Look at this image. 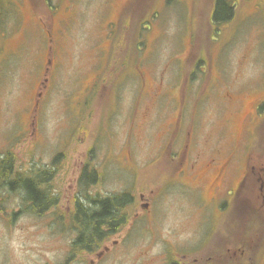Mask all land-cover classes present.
<instances>
[{
    "label": "rangeland",
    "instance_id": "obj_1",
    "mask_svg": "<svg viewBox=\"0 0 264 264\" xmlns=\"http://www.w3.org/2000/svg\"><path fill=\"white\" fill-rule=\"evenodd\" d=\"M217 1L3 0L0 157L11 152L23 175L47 171L60 197L40 216L15 193L1 197L5 264L68 253L65 195L79 194L84 167L100 175L89 196L162 187L158 224L149 217L124 229L134 250L150 239L152 251L168 238L181 246L197 231L198 198L180 180L206 198V158L233 157L227 179L237 183L244 155L264 148V0H235L229 20L214 17L228 14L215 15ZM175 126L191 130L187 156L200 160L174 182L183 167L171 158L180 151ZM26 250L37 257L24 263Z\"/></svg>",
    "mask_w": 264,
    "mask_h": 264
},
{
    "label": "flooded vegetation",
    "instance_id": "obj_2",
    "mask_svg": "<svg viewBox=\"0 0 264 264\" xmlns=\"http://www.w3.org/2000/svg\"><path fill=\"white\" fill-rule=\"evenodd\" d=\"M179 127L175 126L171 134L174 140L179 134L180 151L171 158L183 167L174 174L177 177L175 180L172 179L174 182L179 181L178 177L181 175L179 173L184 172L188 166L194 169L200 160L199 152L194 155V158L187 156L191 130L189 129L183 136V130ZM232 158L228 156L220 162L217 156H211L204 161L205 166L213 173V180L209 181L206 198L199 184L192 187L180 180L181 185L198 198V204L196 203V207L193 208L195 215L193 221L196 220L199 223V228L194 233L188 234L190 238L184 239L181 246L174 244L168 238L164 241V247L155 251H152V247L157 240L150 239L147 242L142 240L138 249L134 250L132 246L134 233L130 232L127 235L123 232L133 222L135 224L133 228L140 227V224L145 221L149 222V217H153L158 224V220L164 216V210L156 206V200L162 196L158 193L162 188L159 185L153 186L148 192L141 191L137 196L132 192H123L125 201L120 206L118 225L107 231L102 227L103 233L95 236L97 239L92 243L78 241L80 237L84 240L80 215L88 213L91 206L98 204V201L113 196L99 194L89 196V185L98 182L100 175L95 169L84 167L79 176V194L75 197L67 192L65 195L66 209L69 213L66 224H69L72 230L71 233L66 234L68 253L57 261H53L55 256H51L42 264H264V156L260 153H246L241 164L240 178L236 184L231 185L227 175L231 170ZM10 174L6 180L0 182V201L5 194L15 193V197L24 202L25 208L38 216L59 204L60 197L58 200V197L53 194L54 189H50L49 180L47 183L43 181L38 185V189L45 192L47 201L42 210L34 211L32 201L27 198L26 191L20 183V180L28 174L23 175L16 169H13ZM90 177L94 180L91 181ZM12 180H16L14 186L10 184ZM169 186L171 185H165L163 192ZM19 211L9 214L15 216ZM240 216H242L241 219H239ZM220 224H225L226 232L218 231ZM248 225L249 228L246 230ZM252 225H255L254 228ZM256 225H258L257 228H255ZM203 229L204 232H202ZM24 254H30L25 257L24 263L32 257H37V251L26 250ZM8 260V253L4 257L0 255V264H5ZM32 262L40 264L41 255L38 260L33 258Z\"/></svg>",
    "mask_w": 264,
    "mask_h": 264
},
{
    "label": "trees",
    "instance_id": "obj_3",
    "mask_svg": "<svg viewBox=\"0 0 264 264\" xmlns=\"http://www.w3.org/2000/svg\"><path fill=\"white\" fill-rule=\"evenodd\" d=\"M218 5L216 6V12L215 15L221 11H226L228 14H224L222 16H214L219 19L229 20L232 18V13L234 11V5L236 4V1L234 0L231 4L226 3V0H218ZM4 13V7H3V0H0V20L1 16ZM256 149L264 154V148L260 146H256ZM15 158L11 152H6L3 154L2 157H0V182L3 180H6L8 178V174L13 169H16L15 165ZM47 171H44V173ZM44 173L37 174V171L33 173V175L30 173L24 177V179L20 180L21 185L24 187L26 191L27 198H29L32 201V204L35 209L34 211H39L44 208L45 203L47 199L45 198V192L38 189V185L40 183H47L48 176H43ZM51 174V172H50ZM49 175V174H48ZM11 176V174H10ZM90 180L93 181L94 178L90 177ZM16 180L10 181L11 186H14L16 183ZM125 194L120 195H113L111 197H105L104 200L98 201V204H94L91 206V208L87 211L86 214H81V226L82 228V234L84 236V240L80 237L78 239L79 242H94L96 241L95 236H99L100 233H103L102 227L106 229H113L116 227L120 221L119 216V210L121 203L123 205L125 199ZM32 210V209H31ZM32 210V211H33Z\"/></svg>",
    "mask_w": 264,
    "mask_h": 264
}]
</instances>
